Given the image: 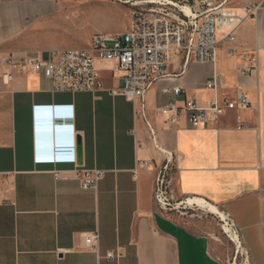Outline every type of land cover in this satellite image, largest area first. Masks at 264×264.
<instances>
[{
    "label": "crops",
    "instance_id": "1",
    "mask_svg": "<svg viewBox=\"0 0 264 264\" xmlns=\"http://www.w3.org/2000/svg\"><path fill=\"white\" fill-rule=\"evenodd\" d=\"M60 5L0 0V57L30 50L18 40ZM234 46L254 53L251 75L242 73L243 56L222 43L214 62L190 63L149 89L144 102L111 93L122 85L112 62L99 63L105 88L96 92L53 91L42 73L6 84L0 66V264H222L209 233L159 206L157 179L167 174L173 195L223 212L250 263L264 264V0ZM214 76L221 84L208 89ZM177 85L184 95L174 93ZM238 88L249 107L198 127L185 111L165 109L170 100L206 106ZM80 168L105 171L96 190L82 188ZM94 231L100 255L86 249L84 235ZM110 250L121 256L103 257Z\"/></svg>",
    "mask_w": 264,
    "mask_h": 264
},
{
    "label": "built area",
    "instance_id": "2",
    "mask_svg": "<svg viewBox=\"0 0 264 264\" xmlns=\"http://www.w3.org/2000/svg\"><path fill=\"white\" fill-rule=\"evenodd\" d=\"M125 2L133 7L128 30L116 35L96 34L89 47L84 49L6 52L0 57L4 83L12 82L18 75L42 73L51 81L53 91L96 92L105 88L99 63L112 62L110 71L114 76L119 74L122 85L112 88L111 93L122 95L129 101L140 99L144 102L149 89L163 79L180 77L190 63L214 62L222 43L227 45L230 55L243 56L246 64L242 73L251 75L254 72V53H241L234 44L238 28L255 17L262 0H178V6L174 7L161 1ZM182 6L190 7L191 14ZM220 84V78L214 76L206 86L216 90ZM173 91L176 95L186 93L179 85L173 87ZM250 105L248 93L238 88L234 97H215L206 106L199 105L194 99H186L180 107L175 100H170L165 109L176 113L185 111L190 124L198 127L228 111ZM138 113H145L143 107ZM78 174L84 190H96L105 171L80 168ZM156 199L162 209L170 206L161 175L157 179ZM99 238V231L86 233V249L100 255ZM120 256L121 253L110 250L103 257L117 259Z\"/></svg>",
    "mask_w": 264,
    "mask_h": 264
},
{
    "label": "rangeland",
    "instance_id": "3",
    "mask_svg": "<svg viewBox=\"0 0 264 264\" xmlns=\"http://www.w3.org/2000/svg\"><path fill=\"white\" fill-rule=\"evenodd\" d=\"M125 1L60 0L61 5L58 9L47 17L42 25L29 29L25 36L18 40L17 45L30 50L55 49V47L87 48L96 34L116 35L128 30L133 7ZM170 7L174 6L170 5ZM117 75L119 74L116 73V77ZM170 181L167 174L164 177V193L170 201V206H165L167 208L163 210L168 214L172 213L176 218L180 217L185 223H190L198 232L209 233L213 240L214 252L222 264H251L245 248L242 247L238 252V247L230 236L231 233L225 232L223 228L225 223L221 217L207 209L188 206L184 197L173 195ZM262 191L264 194V181Z\"/></svg>",
    "mask_w": 264,
    "mask_h": 264
},
{
    "label": "bare ground",
    "instance_id": "4",
    "mask_svg": "<svg viewBox=\"0 0 264 264\" xmlns=\"http://www.w3.org/2000/svg\"><path fill=\"white\" fill-rule=\"evenodd\" d=\"M158 1L178 6L177 3L175 1H172V0H141V1H137L135 3H137V4H140V3H157ZM182 9L188 14H191V12H192L190 7H188V6H182ZM198 201L199 200L188 199V200H186V203L188 206H192V205L196 204ZM198 204L201 205L203 208L207 209L209 212H211L213 214H217L221 217L222 221L225 223L223 225L225 232L231 233L230 236L234 240V242L236 243V245L238 247V252H240L242 247H243L242 241L239 237L238 232L234 229V227H232V225L230 224V221L227 219L225 214L223 212L218 211L216 208L209 206L203 200H200L198 202Z\"/></svg>",
    "mask_w": 264,
    "mask_h": 264
},
{
    "label": "water",
    "instance_id": "5",
    "mask_svg": "<svg viewBox=\"0 0 264 264\" xmlns=\"http://www.w3.org/2000/svg\"><path fill=\"white\" fill-rule=\"evenodd\" d=\"M77 153H78V163H82V139L81 136L77 138Z\"/></svg>",
    "mask_w": 264,
    "mask_h": 264
}]
</instances>
